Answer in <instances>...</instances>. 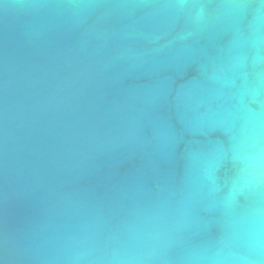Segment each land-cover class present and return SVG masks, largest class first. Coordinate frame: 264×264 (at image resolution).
Returning <instances> with one entry per match:
<instances>
[{
  "label": "water",
  "instance_id": "obj_1",
  "mask_svg": "<svg viewBox=\"0 0 264 264\" xmlns=\"http://www.w3.org/2000/svg\"><path fill=\"white\" fill-rule=\"evenodd\" d=\"M0 264H264V0H0Z\"/></svg>",
  "mask_w": 264,
  "mask_h": 264
}]
</instances>
